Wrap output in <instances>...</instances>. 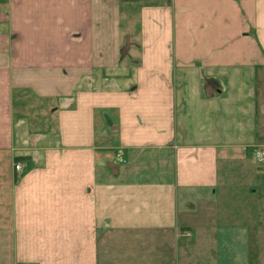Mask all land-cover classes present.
Listing matches in <instances>:
<instances>
[{"label": "crops", "instance_id": "obj_1", "mask_svg": "<svg viewBox=\"0 0 264 264\" xmlns=\"http://www.w3.org/2000/svg\"><path fill=\"white\" fill-rule=\"evenodd\" d=\"M256 145L264 0H0V264H264Z\"/></svg>", "mask_w": 264, "mask_h": 264}, {"label": "built area", "instance_id": "obj_2", "mask_svg": "<svg viewBox=\"0 0 264 264\" xmlns=\"http://www.w3.org/2000/svg\"><path fill=\"white\" fill-rule=\"evenodd\" d=\"M252 157L256 161L259 167L264 168V146H253L252 147ZM121 159V155L119 156ZM16 170H21V164L20 162H16L14 165ZM188 234V233H187Z\"/></svg>", "mask_w": 264, "mask_h": 264}]
</instances>
